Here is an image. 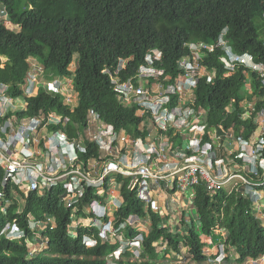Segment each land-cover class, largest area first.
<instances>
[{"label":"trees","instance_id":"16d2710c","mask_svg":"<svg viewBox=\"0 0 264 264\" xmlns=\"http://www.w3.org/2000/svg\"><path fill=\"white\" fill-rule=\"evenodd\" d=\"M1 12H5L13 28L0 20V81L13 85L23 82L29 69L27 59L32 57L46 71L61 77L72 76L78 96L76 105L70 106L59 93L40 87L34 96L26 98V106L19 114L35 115L44 112L42 107L46 106L67 116L68 128H85L88 111L93 109L116 130L145 138L149 129L144 117L136 115L137 105L118 96L110 75L104 71L114 72L120 59L124 62L118 76L127 80L137 74L149 50L159 49L162 57L155 65L164 69L169 81H174L181 72L178 61L190 56L185 44H213L227 28L225 39L234 52L248 53L254 62L264 63V0H0ZM76 53V67L70 74ZM222 55L223 51L215 47L200 59L213 78L210 82L199 78L194 89L195 105L208 110L209 124L242 126L248 132L254 124L239 119V104L256 98V107H264V88L257 72L244 65L226 75ZM152 80L149 78V82ZM247 83L253 89L248 90ZM229 104L233 107L230 112ZM87 148L88 152L82 156L85 162L99 157L95 145L88 143ZM115 180L120 183L123 200L113 214L115 225L130 217L148 219L150 223L143 232L138 257L129 249L114 257L119 242L100 240L94 227L70 228L75 218L90 215L85 207L93 199L104 200L96 189L87 187L75 213L60 200V189L45 196L30 193L18 214L14 209L19 203L12 201L6 215L0 212V230L6 222L16 220L31 241L41 236L46 246L31 254L23 238L10 240L0 235V264H108V257L115 264H159L175 259L172 253L182 255L183 248L188 252L187 264H217L218 254H206L207 242L202 236L223 238L225 264H245L248 259L264 256V223L256 216L253 203L240 193L209 192L200 182L193 187L194 197L188 211L183 209L179 227L174 230L167 224L168 216L139 200L135 189L128 187V178L118 175ZM191 206L195 216L190 214ZM28 214L41 221L53 218L37 238L28 227ZM137 233L138 227L127 224L122 236L129 240ZM84 235L96 238L97 244L87 247ZM162 244L165 247L157 251V245ZM216 245L219 244L213 246ZM233 254L237 257L233 258Z\"/></svg>","mask_w":264,"mask_h":264},{"label":"built area","instance_id":"2783aa9c","mask_svg":"<svg viewBox=\"0 0 264 264\" xmlns=\"http://www.w3.org/2000/svg\"><path fill=\"white\" fill-rule=\"evenodd\" d=\"M226 32L224 28L213 44L186 43L190 56L178 61L181 72L174 81H169L164 69L155 65L162 57L156 48L146 53L145 63L133 78H119L122 59L114 72L104 70L110 75L118 96L126 103L137 105L136 115H147L149 131L145 138L116 130L93 109L88 111L84 134L78 131L75 135L68 128L69 118L56 111L20 115L26 98L34 96L40 87L56 94L67 93L64 103L75 106L67 85L60 78L44 84L45 67L28 58L29 69L23 82L13 85L0 81V212L6 215L9 204L15 200L19 205L14 212L18 214L30 193L45 196L53 189H60V200L75 213L85 188H94L99 196H104L103 202L93 199L85 207L90 215L75 218L70 228L94 227L100 240L116 239L119 242L113 254L116 258L128 248L138 257L145 231L136 226L139 233L125 240L122 231L127 224L134 225L137 218L130 217L115 225L113 214L123 202L120 183L115 180L118 175L128 178V187L135 189L139 200L161 215L165 211L159 205L162 199L173 202L172 196L181 193L189 199L184 203L185 209L194 197L193 187L200 182L209 192L240 193L253 203L256 216L259 212L264 214V107H256V98L240 102L239 119L254 124L245 132L242 126L226 128L221 122L209 124L208 110L195 105L194 89L199 78L204 77L207 82L213 78L200 59L215 47L223 51L220 60L226 75L244 65L257 72L264 88V63L254 62L248 53L234 52L225 39ZM149 78L153 80L149 82ZM232 108L229 104L227 111ZM185 133L188 135L185 148L176 147L171 136ZM88 143L95 145L99 153L92 162H85L82 157L88 152ZM52 219L41 221L28 214V227L37 238ZM0 235L33 242L16 220L6 222ZM83 242L91 247L97 244V239L84 235ZM219 248L222 261L223 242ZM252 264L257 262L252 260Z\"/></svg>","mask_w":264,"mask_h":264},{"label":"rangeland","instance_id":"374dc122","mask_svg":"<svg viewBox=\"0 0 264 264\" xmlns=\"http://www.w3.org/2000/svg\"><path fill=\"white\" fill-rule=\"evenodd\" d=\"M0 20H4V23H5V25L7 27L13 28L11 23L6 19L5 12H1L0 13ZM77 57H78V54L77 53L74 54V60H73L72 65L70 66V69H69L70 74H73V70L76 67V59H77ZM1 60L3 61L4 59L1 58ZM48 74H52V75L48 76ZM53 78H60L64 82V84L67 85V88L69 89L68 93L73 97V104L76 105V103L78 101V96H77L76 89L74 87V83L72 81V76L70 78H67L65 76L61 77V76L57 75L55 72L46 71V75L44 76L42 81H43L44 84H46ZM246 87H248L247 88L248 90L253 89L252 85H249V83L246 84ZM36 92H38V89L36 90ZM53 94H55V93H53ZM66 94L67 93H60L61 98H64ZM42 109L45 110L46 112L44 111V113H47V114L51 110L50 108H47L46 106H43ZM51 111L54 112V110H51ZM201 122L203 123L204 120L202 119ZM144 123L147 126L146 129L148 130L149 129V120H148L147 115L144 116ZM69 130L74 135L78 134V131L80 132V134H84L83 128H78L76 126H70ZM173 133H175V131H173ZM171 137H172V140L174 141L176 147L185 148L186 143H187L186 138L188 137V135L186 133L183 134V135H177L176 134V135H173ZM172 198L174 200L173 202H171L170 199H168V198L166 200L162 199V202L159 203V205L165 210V211H163L164 216H168L167 217V224L170 226V228H173L174 230H176L177 227H179V219L181 217V211L184 209V203L189 201V199L187 198V196H184L181 193L174 194L172 196ZM261 206L262 205H260V207ZM188 208H189V205H188V207L185 210H187ZM190 214L192 216L193 215L195 216V211H194L192 206L190 207ZM257 217H258V219L260 220L261 223H264V214H262V213L260 214V212H259ZM187 219H188V216H187ZM134 225L147 230L149 228L150 223H149L148 219H141L139 221L136 220ZM72 230H74V229H72ZM223 233H224V230H222V235H223ZM202 238H203V240L205 242H207V247H205L206 254L207 255L208 254L209 255L218 254L216 259H215V263H217V264H225L223 259H222V261H220V259L223 257V255L220 254L219 245L218 246L217 245L213 246L218 241H220V239L219 240H217L216 238L211 239V238H208V237H205V236H202ZM38 239L39 240H36L34 242H29L28 243L30 251H32L33 254L36 253V251H38V249L44 248L46 246L45 245V240H44L43 237L39 236ZM109 241H110V243H114V242H116V239L112 238ZM222 242H220V243H222ZM162 247L164 248L165 244H162V246L157 245V251H160V249ZM128 249L131 250V252H132V249H130V248H128ZM187 255H188L187 250L185 248H183L182 249V255L177 256V255H175V253H172L171 257H175V259H171L170 262H165L163 260V263L160 262L159 264H187L189 262V260L186 258ZM224 256H225V251H224ZM232 257L236 258L237 256L233 254ZM108 259H109L108 260V264H115L113 261H111V257H108ZM255 262H257V264H264V256L259 258V259H257V260H255ZM245 264H252V260L251 259L246 260Z\"/></svg>","mask_w":264,"mask_h":264},{"label":"crops","instance_id":"0c3cea01","mask_svg":"<svg viewBox=\"0 0 264 264\" xmlns=\"http://www.w3.org/2000/svg\"><path fill=\"white\" fill-rule=\"evenodd\" d=\"M221 234H222V231H221ZM224 234H226V232H225V231H224V233H223V236H225ZM222 239H223V238H220V241H218L217 243H218V244H220V242H222V241H223ZM221 240H222V241H221ZM217 243H216V244H217Z\"/></svg>","mask_w":264,"mask_h":264}]
</instances>
